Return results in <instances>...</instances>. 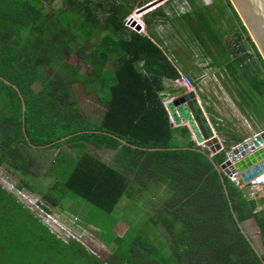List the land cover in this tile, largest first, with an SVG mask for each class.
<instances>
[{
  "label": "trees",
  "instance_id": "1",
  "mask_svg": "<svg viewBox=\"0 0 264 264\" xmlns=\"http://www.w3.org/2000/svg\"><path fill=\"white\" fill-rule=\"evenodd\" d=\"M186 1L191 12L175 15L176 20L183 27L184 21L191 24L190 39L200 43L213 66L226 71L246 104L238 103L243 112L264 123V60L232 3L223 0L231 11L228 20L238 28L233 50L223 43L225 34L219 31L220 21L212 8L201 7L196 0ZM45 3L0 0V166L6 164L26 175L30 161L22 149L45 151L71 145L80 153L72 159L60 152L50 170L56 172L57 166L68 162L64 179L42 199L57 208L69 194L112 214L132 182L87 147L108 149L114 152L113 162L132 175L141 190L155 181L170 187L156 219L150 218L167 234L169 250L156 246L147 232L135 236L127 257L124 238L117 236L118 248L108 259H100L75 240L64 243L36 220L43 236L39 242H45V249L38 252L39 258H32L36 257L38 264H263L264 254L258 255L239 224L254 218L264 247V209L257 211L264 198L248 199L215 167L243 140L234 137V145H230L231 134L214 126L227 138L224 150L211 157L208 149L192 139L188 127H173L170 122L162 93L167 82L179 77V69L153 35V22L169 20L162 6L144 15L145 35L125 26L138 0H64L58 12L49 11ZM219 11L225 17L222 5ZM242 38L248 40L253 56L241 55L246 51ZM72 54L90 65L91 71L82 74L72 66L68 61ZM253 58L256 60L250 62ZM110 62L116 66L113 70L106 69ZM44 68L51 70L49 78L44 76ZM35 83L39 84L37 91ZM74 85L99 96L105 109L98 123L79 107ZM229 92L233 95L231 89ZM211 111L206 108L208 114ZM211 121L217 123L214 117ZM25 187L22 183L17 188ZM29 212L0 186L1 264H12L16 248L4 240L10 231L18 234L30 223ZM20 216L25 220L18 227ZM29 245L22 243L25 260L35 254Z\"/></svg>",
  "mask_w": 264,
  "mask_h": 264
},
{
  "label": "rangeland",
  "instance_id": "2",
  "mask_svg": "<svg viewBox=\"0 0 264 264\" xmlns=\"http://www.w3.org/2000/svg\"><path fill=\"white\" fill-rule=\"evenodd\" d=\"M63 1L64 0H46L45 6L51 12H58L62 10ZM156 1L157 0H138V4L143 3L144 8ZM196 2L197 5L201 7L212 8L213 14L216 15L220 21V23H217L219 31L225 34L223 43L229 49H235L236 41L239 37L238 28L235 27L236 23L233 22V20H228L231 17V11L225 6V2L223 0H196ZM184 3L185 0H168L167 3L157 5L141 14H139L138 11L142 7H139L137 4L135 10L125 19V26L130 32L148 35L144 22V15L162 6L169 20L160 19L159 21L153 22V35L157 37L158 44L166 52L169 59L176 64L178 69L185 72L195 81L196 85L202 88L204 98H202L201 94V104L205 111L206 108L213 110L210 114L206 112L212 125L213 122L211 118L223 119L221 126L231 134L230 138L233 137L231 138L230 145H234V137L243 140L242 143H244L246 140L254 137V135L264 131V123L260 117L251 113L247 115L243 112L238 103L244 107H246V104L235 91L233 84L226 75V71L222 68L213 66L211 58L201 47L200 43L197 40L192 41L190 39V37H192V31L189 27L191 24L184 21L185 26L183 27L182 24L176 20L175 15H177V13L181 14L185 12L186 6ZM221 5L225 17L220 16L219 6ZM134 21H136V23H134ZM240 43L246 50L245 52H241V55L244 53L251 56L254 55V51L249 48V42L246 38H242ZM210 48L212 49L211 46ZM254 60H256V58L249 61L253 62ZM68 61L72 66L78 67L82 74L91 71L90 65H84L76 54H72L68 58ZM114 68H116V66L113 62H110L106 66L108 70H113ZM43 70V74L46 78L52 75L51 70L48 68H44ZM227 84L229 89L232 90L233 95L230 94L226 86ZM33 89L37 91L39 89V84L35 83ZM73 92L83 113H85L91 121L98 123L105 109L104 105L100 102L99 96H97L94 91L87 93L79 85H74ZM184 93L185 89H183V87L173 86L171 82H167L166 91L162 93L163 101L169 103L172 98H176ZM102 95L103 91L100 92V96ZM261 104L264 108V102H261ZM184 125L190 127L189 123H185ZM216 133L218 138L223 141V146L225 147L226 144H224V141L227 136L219 134L218 132ZM193 138L194 136L192 134V139ZM196 144L198 145L197 142ZM201 147L205 148L204 146ZM87 150L128 177L130 182H132L131 185H129L130 188L128 193L120 201L112 214L102 213L91 207V205L84 200L69 194H66L61 207L57 208L50 206V204L42 199V195L49 193V189L55 183L64 179L62 173L66 171L64 168L68 166V162H63L60 166H57L55 169L56 172L50 170L51 165L57 160V156L60 152L72 156V159L76 158L75 153H80L77 148L71 145H63L60 149H48L45 151L37 148L22 149L30 161L29 173L25 175L21 172L14 171L8 165L4 164L0 166V186L11 194L23 207L37 215H40V211L37 205L35 206V203L37 202L40 206L44 203L45 208L49 209L48 211L51 213L52 218H54V220H59L61 227L63 226V228L60 229L59 224L53 222L54 228L59 230V233L64 236L62 240L65 243H69L70 240H75L91 254L100 259H108L114 252V248H118L115 244V237L117 236L124 238V256L127 257V250L135 236L138 234H147V232L156 246L161 248L165 247V251H168L169 243L167 234L161 226L154 225L150 218L156 219V211L160 206L165 204V200L170 194V187L155 181L141 190V187L137 185L133 176L113 162L114 152L108 149L98 150L92 146L87 147ZM22 183H26L27 187L20 190L17 187ZM253 190L257 191L255 188L247 186L244 193H246L248 199ZM23 220H25L23 216H20L18 220L20 222H16V219L14 221L18 223L17 226L19 227ZM114 224L115 226L112 228ZM245 230L248 234H251V238H253L256 247L262 248L261 237L256 230L254 219L249 223H245ZM150 231L151 236L149 235ZM39 237L43 236L39 235ZM109 244L111 245L109 246Z\"/></svg>",
  "mask_w": 264,
  "mask_h": 264
},
{
  "label": "water",
  "instance_id": "3",
  "mask_svg": "<svg viewBox=\"0 0 264 264\" xmlns=\"http://www.w3.org/2000/svg\"><path fill=\"white\" fill-rule=\"evenodd\" d=\"M167 1L168 0H157L144 8L142 7L138 13H144L145 11ZM230 2L240 16L264 60V0H230ZM3 81L6 85H10L6 80ZM13 88L16 89L14 86ZM21 104L23 122L25 107L22 98ZM166 110L172 117L176 127L185 126V123H189L190 127H187L194 135L198 146H204L214 155L224 149L216 130L213 129L212 123L195 92H185L176 98H172V100L166 105ZM66 139L67 138L62 139V141H65ZM263 145L264 131L248 139L244 143L239 144L237 147L232 148L227 152L226 161L220 166L215 164V167L220 173H224L225 175L231 174V170L228 169V167L232 170L236 169L245 185H264ZM239 225L251 241L258 255L262 257L264 254V247L262 246V248L258 250L252 241L251 236L245 231V223H240Z\"/></svg>",
  "mask_w": 264,
  "mask_h": 264
},
{
  "label": "built area",
  "instance_id": "4",
  "mask_svg": "<svg viewBox=\"0 0 264 264\" xmlns=\"http://www.w3.org/2000/svg\"><path fill=\"white\" fill-rule=\"evenodd\" d=\"M185 12L184 13H181L182 15L184 14H187V13H190L191 12V6L190 4L185 0ZM181 14L177 13L178 16H180ZM129 22V21H128ZM130 23V22H129ZM172 83L173 86H178V87H183V89H185V92H195L196 93V96L197 98L199 99L200 103L201 102V97L200 95L202 94V98H204V94H203V90L200 86L196 85L195 81L190 77L188 76L185 72H183L181 69H179V77L175 80H171L169 81ZM163 104L164 106L166 107V105L168 103L164 102L163 101ZM170 117V122L172 124L173 127H176L175 124H174V121L172 119L171 116ZM217 123L215 125H212L213 126V129H215V127H219L221 126V124L223 123V119L221 118H218L216 119ZM215 126V127H214ZM259 134V133H258ZM257 135V134H256ZM254 135V136H256ZM194 136V135H193ZM193 140L195 141V138H193ZM247 141V140H246ZM196 142V141H195ZM221 144L223 146V141H221ZM238 146V145H237ZM237 146H233L232 148H235ZM201 147V146H200ZM224 148V146H223ZM231 148V149H232ZM262 148H264V145L262 146ZM224 150V149H223ZM222 150V151H223ZM210 151V150H209ZM211 153V157L214 156V154L210 151ZM220 153V152H219ZM218 154V153H217ZM216 155V154H215ZM228 169L231 170V174L230 175H226L231 182H233L239 189L243 190V192H245L247 186L243 183L242 179L240 178V175L238 174V172L235 170H232L230 167H228ZM264 186V185H263ZM263 186H251L253 188H255L257 191H252V193L250 194L249 196V199H255V198H264V189H263ZM246 195V193H245ZM37 205L39 211H40V215H37L38 218L44 223L45 226L48 227V229L54 234L57 236V238L59 239H63L64 236H62L60 233H59V230H56L54 228V223H58L60 225V223L58 222V220H54V218H52L51 216V213L50 212H47L45 210V208H43L42 206L38 205L37 203H35V206ZM264 208V205L263 207H259L257 211H260ZM54 222V223H53ZM62 228V227H61Z\"/></svg>",
  "mask_w": 264,
  "mask_h": 264
},
{
  "label": "crops",
  "instance_id": "5",
  "mask_svg": "<svg viewBox=\"0 0 264 264\" xmlns=\"http://www.w3.org/2000/svg\"><path fill=\"white\" fill-rule=\"evenodd\" d=\"M30 215H29V220L30 223L28 225L25 224V226H23V230L20 231V230H15V231H20L18 232V234H14L15 232L13 231H10L9 233H7V238L4 240L5 243H10V245H14V247L16 248V251L14 253V256L11 258V261H12V264H38V262H36L37 258L38 257V252L39 251H43L45 249V246H44V241L41 239L40 242H39V230L40 228L36 225L37 222L40 223V221L37 219L36 217V214L35 213H32V212H29ZM253 219V218H252ZM250 219L249 221H247L248 223L252 220ZM37 220V222H36ZM245 222V223H247ZM254 222L256 224V230L258 231V234L260 235V232H259V229H258V225H257V222L256 220L254 219ZM18 228V227H16ZM43 229V227H42ZM41 234H42V231H41ZM249 235L251 236V234L249 233ZM23 236V237H22ZM42 236V235H41ZM43 238V237H42ZM252 241L254 242L253 238H252ZM22 243H27V245L33 247V254L31 257H30V260H25V258H27L26 255H22ZM41 246V247H39ZM1 248V247H0ZM258 250H260V248H258ZM17 255V256H15ZM36 256L35 258H32ZM41 261H43V258H41ZM1 262V260H0ZM1 264V263H0Z\"/></svg>",
  "mask_w": 264,
  "mask_h": 264
},
{
  "label": "clouds",
  "instance_id": "6",
  "mask_svg": "<svg viewBox=\"0 0 264 264\" xmlns=\"http://www.w3.org/2000/svg\"><path fill=\"white\" fill-rule=\"evenodd\" d=\"M166 108V107H165ZM170 116V115H169ZM189 129V128H188ZM246 186H251V185H246ZM259 186H263V185H259ZM258 198V197H257ZM37 203V202H36ZM41 203H43V202H41ZM38 204V203H37ZM264 205V204H263ZM42 207L43 208H45V206H44V203H43V205H42ZM261 207H263V206H261ZM264 209V208H263ZM45 210L47 211V212H49L48 210L49 209H46L45 208ZM36 217H37V219L40 221V223L43 225V226H45L44 225V223L38 218V216H37V214H36ZM58 222L60 223V221L58 220ZM64 226H65V224H64ZM47 229H48V227L47 226H45ZM59 227H60V229H62L63 228V226H62V228H61V223H60V225H59ZM49 230V229H48ZM50 231V230H49ZM51 232V231H50ZM52 233V232H51ZM53 234V233H52ZM56 236V235H55ZM57 237V236H56ZM61 240V239H60ZM63 241V240H62ZM64 242V241H63ZM65 243V242H64ZM106 264H108V263H106Z\"/></svg>",
  "mask_w": 264,
  "mask_h": 264
}]
</instances>
